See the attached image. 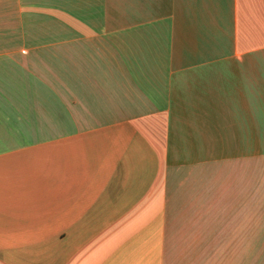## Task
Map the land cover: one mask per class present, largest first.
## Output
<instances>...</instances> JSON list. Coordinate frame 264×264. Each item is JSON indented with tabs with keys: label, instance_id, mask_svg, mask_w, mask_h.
<instances>
[{
	"label": "crops",
	"instance_id": "1",
	"mask_svg": "<svg viewBox=\"0 0 264 264\" xmlns=\"http://www.w3.org/2000/svg\"><path fill=\"white\" fill-rule=\"evenodd\" d=\"M0 264H264V0H0Z\"/></svg>",
	"mask_w": 264,
	"mask_h": 264
}]
</instances>
